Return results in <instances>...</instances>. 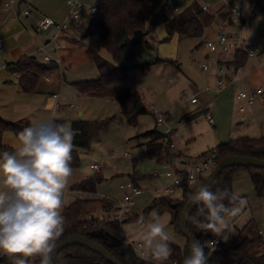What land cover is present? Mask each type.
<instances>
[{"label":"rangeland","instance_id":"obj_1","mask_svg":"<svg viewBox=\"0 0 264 264\" xmlns=\"http://www.w3.org/2000/svg\"><path fill=\"white\" fill-rule=\"evenodd\" d=\"M204 1L208 2L207 4H212V13L215 17L223 9L219 0ZM34 2L37 4L38 0H34ZM244 2V18L247 22L245 25L238 24L237 28L241 29V36L247 46L259 49L260 53L255 58L248 59L243 67L241 66L243 72L240 74V83L231 86L221 94L209 92V95L206 93L202 95L203 93H201L206 87L204 78L209 74L202 71V66L213 63V58L208 57L209 54L204 46V43L209 40L207 32L198 39H184L175 35L170 41L162 42L161 40L157 43H154L149 35L142 36L143 32H137L131 38L135 44V57L125 63V66L129 68V75L119 85H128L133 90L139 91L143 105L148 110L152 112L153 106L155 110L165 114L170 120V128L173 127L175 131L171 137L175 148L170 149L163 146L162 151L159 150V152L160 160L166 159L164 163L172 164L173 171L178 169L175 166L178 162H187V164L197 162L202 155L232 139L241 137L260 139L264 137V93L257 98L253 105L248 107L236 99L242 91L254 92L262 89L264 92V0H244ZM84 3L90 8L96 7V0H84ZM173 3L175 2L172 1L169 5ZM258 5H261L263 10L258 9ZM86 43L96 55L113 62L112 56L103 47L98 37L90 36ZM76 51H79L75 53L77 60L81 61L82 56L84 60L88 58L89 53L85 54L80 45L77 46ZM79 60L76 61L78 65L71 70L68 77V81L71 83L63 84L59 92L62 99L71 98L69 92L75 93L73 83L99 78L94 60L90 58L82 65ZM133 65L137 68H133ZM213 83L214 81H211L210 85ZM197 91L201 93L198 96L200 103L193 105L185 93L193 95ZM98 99L96 98V101ZM109 100L108 103L103 104V107L97 105L96 101L92 105H87L88 116L100 109L103 112L98 121L113 117L115 119L107 131L93 143L92 147L80 154V167L73 172H76L82 179H89L95 175L94 171L90 169L91 165H100V173L104 177L102 188H111L116 196L120 197L122 192L119 190V186L130 179L129 175L133 172L134 161L138 163L143 174L151 175L153 173V164H156L155 158L149 154L148 139L143 136L154 131L156 127L151 116H139L135 126L128 124L121 113L119 104ZM66 104L67 107L63 111L66 113L65 119H74L75 112L68 106L76 104V109H78L81 107L80 102L74 99L73 102L68 100ZM107 104L111 105L107 106ZM206 107L213 109L210 115L214 118L215 124H210L207 120ZM242 107L245 110L243 112L241 111ZM157 131L163 134L165 128H159ZM168 152L176 156L168 157ZM126 154L129 157H126ZM206 177H201L198 183L190 186L189 189L196 191ZM102 188L100 192L105 193ZM155 188L160 189L161 184L148 181L142 185L143 196L135 200L134 215L129 222L124 224L127 240H129L128 244L137 246L141 243L143 247L146 246L150 224L153 222L149 213L153 211L150 208L155 200L168 197L173 200L182 199L183 191L180 187L175 189L176 192L173 195L154 192ZM233 193L244 198L246 206L241 212V216L234 217L230 222L232 230H226L228 239L225 242L234 246L245 237H252V239L260 237L263 242L253 250V255L263 256L264 197H259L256 194L247 171H240L234 176ZM99 211L96 218L99 215L104 216L106 213L101 209ZM160 217V223L166 226L165 231L169 236L167 243L172 253V245L183 247L186 240L178 235L171 223L169 213L165 212ZM140 223L144 224L142 229L139 228ZM260 232L261 235H259Z\"/></svg>","mask_w":264,"mask_h":264},{"label":"trees","instance_id":"obj_2","mask_svg":"<svg viewBox=\"0 0 264 264\" xmlns=\"http://www.w3.org/2000/svg\"><path fill=\"white\" fill-rule=\"evenodd\" d=\"M155 0H96L98 12L92 16L85 38L97 36L101 40L103 47L112 56L113 62L107 61L99 55L94 56V61L99 72V78L95 80H84L73 83L77 91L84 96L99 99H111L116 101L121 109L122 115L127 123L135 126L139 116H151L154 114L148 110L142 102L139 91L120 86L119 83L129 75V68L125 63L135 57V44L132 36L139 31L148 30L154 33L158 26L165 25L167 41L173 36L180 38L198 39L202 38L208 29L212 28L215 16L211 11H206L198 2H190L181 12L179 4H165L156 14L152 12L151 4ZM242 25V23H241ZM209 57V55H208ZM248 61L245 53L237 55L234 62L236 67L244 66ZM19 77L20 89L27 94H33L44 81L45 77L58 71L55 62L42 63L31 57H23L15 66L8 70ZM114 117L102 121L76 120L71 121V127L75 130L72 151V168L80 167V154L88 151L100 135L107 131ZM65 122V121H58ZM25 126L13 123L0 118V149L11 151L2 143L5 132H13L15 135ZM143 137L147 138V150L151 156L155 151H162L165 136L157 131H151ZM221 159L230 156L252 157L264 160V137L260 139L241 137L232 139L227 143L220 144L217 148ZM167 156L171 155L169 152ZM164 160L157 159V163L165 164ZM136 162L133 163V172L129 175V180L138 185L139 182L152 180V175H145L136 171ZM240 171H247L250 174L254 189L259 197H264V169L252 167H232L227 168L219 175L214 185L210 189L220 193L228 189V194L222 203L228 206L229 197L233 193L234 176ZM104 180L102 173H95L94 177L80 181L71 187L72 191L85 193H96L98 185ZM139 186V185H138ZM194 191L186 188L183 191L182 199L173 200L165 198L155 200L150 208L158 215L167 212L171 216V223L175 227L178 235L182 236L179 230V220L184 206L189 201V194ZM103 201V200H102ZM93 203L91 200L79 199L67 206L63 211L65 217L64 232L57 241V244L65 239L79 235L87 237L95 243L107 249L122 264H155L151 260L140 259L128 244L124 230V224L117 221H103L100 218L89 216V207ZM175 206V207H174ZM113 209L110 202L102 203V210L109 213ZM196 209L192 215L195 216ZM133 217V216H132ZM196 219L202 220L203 216ZM188 231L195 235L202 245L207 258V264H264L263 256H254L253 250L260 245L262 239H243L234 246L218 249L213 252L208 243L218 236L212 233L198 232L195 226L188 221ZM183 237V236H182ZM183 247L172 245V253L164 264H182L184 257L189 253V242L187 239ZM190 254V253H189ZM0 264H12L7 255H0ZM35 264H39V257L35 258ZM52 264H109L97 253L80 245H70L64 248L55 258Z\"/></svg>","mask_w":264,"mask_h":264},{"label":"clouds","instance_id":"obj_3","mask_svg":"<svg viewBox=\"0 0 264 264\" xmlns=\"http://www.w3.org/2000/svg\"><path fill=\"white\" fill-rule=\"evenodd\" d=\"M75 130L68 122L34 117L28 126L16 133L11 151L0 153V255H7L12 264H52L57 241L64 232L63 193L73 174L72 151ZM201 184L189 194L195 203V216L186 217L198 232L212 233L227 241L231 221L241 214L246 200L235 193L228 206L222 201L228 194ZM203 216L202 220L196 219ZM149 239L137 256L164 264L171 255L168 233L160 223V215L149 213ZM192 237L189 253L182 264H207L204 245ZM217 242V241H216Z\"/></svg>","mask_w":264,"mask_h":264},{"label":"crops","instance_id":"obj_4","mask_svg":"<svg viewBox=\"0 0 264 264\" xmlns=\"http://www.w3.org/2000/svg\"><path fill=\"white\" fill-rule=\"evenodd\" d=\"M82 1L84 2V0ZM172 1L180 5L178 12H181L184 8H186L190 4V2H193V1L205 4L208 6H212V4H207L208 2H205L204 0H180V1L178 0H155L151 4L152 12L156 14L165 4H169ZM7 2L8 0H0V36L4 37L5 39L3 59L8 64L7 69L0 70V118L13 122V123H18L25 127L29 125V123L33 120L34 117H39L41 119L52 118L57 121L68 122L70 123V125H71V121H76V120L98 121V118H100L101 113L103 111L98 109L94 111L91 117V116H88L89 111L87 110V105L89 104L92 105L94 101H96V98L81 95L77 91V89H75V87L73 86L72 87L75 93L69 92L71 95V98L62 99L59 96V92L61 91L63 84L66 85V84L71 83L68 81L69 79L68 77L71 73V70L78 65L77 62L79 59L77 60V57L75 55L76 52H79V51H76L77 46L80 45V47L83 48V52L85 54L89 53L88 58H86V60L83 59L84 58L83 56H82V60L81 61L79 60L80 61L79 63L81 65L84 62H87V60H89L90 58L94 60V56L96 55L95 52H93L86 43V41L88 40V37L87 38L84 37L87 31L85 29L86 28L88 29V26L90 23V21L88 23V20H91L92 18L89 12V9H88L90 8V6L86 5L87 9L82 15L83 25L81 27L79 28L73 27V28H70L69 30L58 32V30L54 28H49L48 30L39 31L38 22L42 18H50L58 23H63L68 17L69 11H70L66 4V0H38L37 4L34 2V0H19L18 3L15 4L11 9L4 10V5ZM244 6H245V2L243 3V21H242L243 25H245L247 22L244 18ZM28 8L30 11H32V16H29V17L24 15V11ZM258 9L263 10L261 5H258ZM225 21H226V10L223 7V9L217 13L214 24L212 25V28L208 29L207 31L209 40H214L216 38V32H217L219 25ZM139 32H143L141 33L142 36L149 35L151 37V40L154 41V43L161 42V40L162 42H166L167 37H168L165 25L159 26L156 29L155 33H149L148 30L139 31ZM25 56L31 57L42 63H47L45 61V57L50 56L53 62L56 61L55 62L56 64H57V61L61 63V64H57L58 71L50 74L48 77H45L43 83L38 88V91L33 94L24 93L20 89L19 84H18L19 77L8 71L10 68L15 66ZM215 65L216 63L213 62V69L211 70V72H208L209 74L205 76L204 78L205 80L204 86L206 87L201 92L203 93L202 95H205V93L208 94L209 92H212L214 94H221L222 92L226 91L231 86L237 83H240L239 81H241V79L235 82L230 81L229 86L225 90L221 92H216L214 90L215 75H216ZM137 66L133 65V68H137ZM230 70L231 71L233 70V66H230ZM46 78H49V81H47ZM211 81H214L213 85H210ZM125 87L132 89L128 85H126ZM201 93L197 91L193 95L198 94L199 96V94ZM54 94L58 95L57 100L54 98L53 96ZM74 99H77V101L80 102L81 107L76 109V104L75 105L70 104L68 107L75 112L74 113L75 117L74 119L66 120L65 119L66 113L63 112L65 111V108L67 107L66 103L68 102V100L73 102ZM236 99L238 100V98ZM56 101L61 105L62 108L60 111L54 114L53 110H54ZM107 101H110V100L109 99H98L96 102L98 103L97 105H100V107H103L104 103H108ZM238 101L243 102L245 104L243 100H238ZM63 102H66V103H63ZM199 103H200V100L198 97V103L193 104V105H198ZM110 105L111 104H107V106H110ZM246 106L248 107L250 105H246ZM153 110H154V107L152 106V111ZM211 110L213 109L206 107L205 114H210ZM241 111L242 112L245 111L244 107L241 108ZM15 140H16V135L13 132L8 131L4 133L3 138H2V143L6 148L12 149ZM4 151H7V150L0 149V153ZM204 155H202V157ZM154 161L156 162V164H153L154 169H153V173L151 174L153 176V179L139 182L138 185L142 189L143 183H146L148 181H152V182L155 181L161 184V188L160 189L155 188L154 192H163V189L166 186L172 185L171 180L165 176V172L167 170L166 165L157 163V159H155ZM140 170L141 168L138 166V163H137L136 171H140ZM99 172H101V166H100ZM94 173H98V172L94 171ZM145 175H149V174H145ZM83 180H86V178L82 179V177H80L76 172H73V174L68 178L67 188L64 191L63 196H62V199H63L62 213L67 206L71 205L72 203H74L75 201L79 199H83V200L93 201V203L89 207V212H90L89 216L95 217L100 212L99 210L100 209L102 210V203L104 201H102L101 196L104 195L108 197L109 200L107 202H110L112 204L115 202H119L123 199L124 193L123 191L120 190V188L119 190L122 192V195L120 197H117L115 192L111 188H102L101 186L102 183L98 185L96 193H85L81 191L71 190V187L74 184L80 181H83ZM101 188L102 190H104L103 192L105 193L100 192ZM176 188H179V187H174V190ZM180 188L182 189V191L186 189L183 186H180ZM143 193L144 192L142 190V194L138 196L137 198H135V200L143 196ZM101 217H102L101 215L98 216V218H101ZM245 238L252 239V237H245ZM255 238H258V237H254L253 239Z\"/></svg>","mask_w":264,"mask_h":264},{"label":"built area","instance_id":"obj_5","mask_svg":"<svg viewBox=\"0 0 264 264\" xmlns=\"http://www.w3.org/2000/svg\"><path fill=\"white\" fill-rule=\"evenodd\" d=\"M19 0H8L4 5V10L11 9ZM222 6L226 10V21L219 25L216 38L214 40H208L204 43V46L209 54L213 58L215 65V86L214 90L216 92H221L225 90L230 81H239L241 79L242 67H236L234 65L237 55L240 53H245L247 58H254L259 53V49H254L247 46L246 42L241 36V29L237 28L238 24H241L243 21V3L244 0H219ZM199 3V2H198ZM66 4L69 8V15L63 23H58L50 18H42L38 22V30L44 31L49 28H54L58 32L69 30L70 28L76 27L79 28L83 25V13L85 12L86 4L82 0H66ZM204 10L211 11L212 7L199 3ZM91 16H94L98 9L96 7L88 8ZM25 16H32V11L26 9L24 11ZM238 29V30H237ZM4 37L0 36V70L8 68V64L3 59L4 54ZM47 63L53 62L50 56L45 57ZM56 62V61H55ZM57 64H61L57 61ZM230 66H233V70H230ZM213 69V63L204 64L202 66L203 72H210ZM49 81V78H46ZM263 90L259 89L254 92L242 91L237 95L238 100H243L246 105H253L257 98L263 94ZM185 95L190 99L192 104L198 103V94ZM54 98L57 100L58 95L54 94ZM61 105L56 101L54 106V114L61 110ZM154 122L156 129L165 128L163 135L165 136L162 144L165 148L174 149L175 146L171 142V137L174 134V128L171 127L170 120L162 113L157 110H153ZM206 118L210 124H214V118L210 114H206ZM160 152L155 151L153 156L155 159L160 158ZM126 156L129 157L128 154ZM221 160L220 153L217 149H213L201 157L197 162L187 164V162H178L175 166L178 168L176 171H173V165L170 163H165L167 170L165 176L171 180V186H166L163 189V192L167 195H173L175 193L174 187L183 186L185 188H190V186L198 183V180L201 177L209 176L213 170L217 167ZM91 169L95 172L100 171V165H93ZM157 175V174H155ZM120 190L123 191V199L119 202L113 203V209L109 213H104V216L100 218L103 221H117L119 223H127L130 218L133 216L135 208V198L142 194V189L132 181H127L125 184L120 185ZM103 201H108L109 198L106 196H101ZM238 216H241L238 215ZM144 227L143 223L139 224V228ZM262 234L261 232L259 233ZM217 241V242H216ZM129 243V242H128ZM135 253L141 251L143 245L139 243L137 246L130 244ZM231 244H227L224 240L217 237L212 239L208 246L213 252L218 249L229 247ZM137 255V254H136ZM32 264H35V258L32 260ZM177 264V263H171Z\"/></svg>","mask_w":264,"mask_h":264},{"label":"water","instance_id":"obj_6","mask_svg":"<svg viewBox=\"0 0 264 264\" xmlns=\"http://www.w3.org/2000/svg\"><path fill=\"white\" fill-rule=\"evenodd\" d=\"M232 167H249V168L252 167V168H258V169H264V160H259V159L252 158V157H242V156L226 157L220 160L217 167L213 170V172L209 176H207L204 179V181L201 184L212 188V186L214 185L215 181L217 180L219 175L222 173V171H224L227 168H232ZM196 207L197 205L195 203L190 204L188 201L183 208V211L181 213L180 220H179L180 233L185 239L188 240L189 246H190L192 237L189 235L190 232L188 231V220L186 219V217L192 214L193 211L196 209ZM57 245L58 246L55 250V253L53 254V261L55 260L57 255L67 246L80 245V246L86 247L89 250L97 253L104 260H106L109 264H122L107 249H105L104 247L95 243L94 241L90 240L87 237L74 235V236H71L65 239L64 241L60 242Z\"/></svg>","mask_w":264,"mask_h":264}]
</instances>
